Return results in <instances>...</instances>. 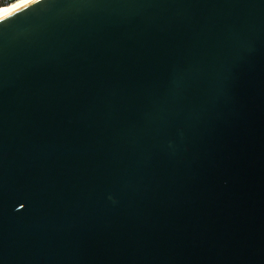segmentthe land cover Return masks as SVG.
<instances>
[{"label": "water", "instance_id": "1", "mask_svg": "<svg viewBox=\"0 0 264 264\" xmlns=\"http://www.w3.org/2000/svg\"><path fill=\"white\" fill-rule=\"evenodd\" d=\"M0 264H264V0L0 20Z\"/></svg>", "mask_w": 264, "mask_h": 264}, {"label": "snow or ice", "instance_id": "2", "mask_svg": "<svg viewBox=\"0 0 264 264\" xmlns=\"http://www.w3.org/2000/svg\"><path fill=\"white\" fill-rule=\"evenodd\" d=\"M33 2H35V0H21L20 3L15 4L13 7L3 9L2 12H0V20L11 17L14 13H17L21 9L26 8Z\"/></svg>", "mask_w": 264, "mask_h": 264}, {"label": "bare ground", "instance_id": "3", "mask_svg": "<svg viewBox=\"0 0 264 264\" xmlns=\"http://www.w3.org/2000/svg\"><path fill=\"white\" fill-rule=\"evenodd\" d=\"M20 2H21V0H16V1H12L11 3H8V4H6V5H2V6H0V12H2L3 9L11 8V7H13L15 4L20 3Z\"/></svg>", "mask_w": 264, "mask_h": 264}, {"label": "built area", "instance_id": "4", "mask_svg": "<svg viewBox=\"0 0 264 264\" xmlns=\"http://www.w3.org/2000/svg\"><path fill=\"white\" fill-rule=\"evenodd\" d=\"M12 1H16V0H0V6L11 3Z\"/></svg>", "mask_w": 264, "mask_h": 264}]
</instances>
